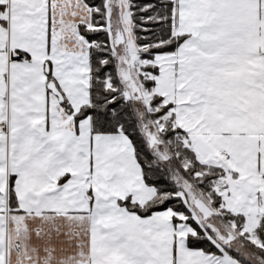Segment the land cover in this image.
I'll return each instance as SVG.
<instances>
[{
  "label": "snow or ice",
  "instance_id": "6c2138e0",
  "mask_svg": "<svg viewBox=\"0 0 264 264\" xmlns=\"http://www.w3.org/2000/svg\"><path fill=\"white\" fill-rule=\"evenodd\" d=\"M0 264H264V0H0Z\"/></svg>",
  "mask_w": 264,
  "mask_h": 264
}]
</instances>
